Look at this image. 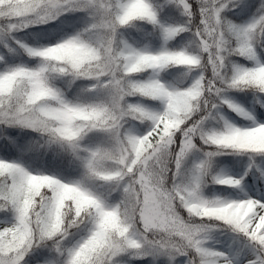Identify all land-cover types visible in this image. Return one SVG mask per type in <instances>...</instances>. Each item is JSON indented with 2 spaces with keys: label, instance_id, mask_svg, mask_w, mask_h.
<instances>
[{
  "label": "snow or ice",
  "instance_id": "snow-or-ice-1",
  "mask_svg": "<svg viewBox=\"0 0 264 264\" xmlns=\"http://www.w3.org/2000/svg\"><path fill=\"white\" fill-rule=\"evenodd\" d=\"M170 5L178 6L182 23L162 22ZM253 7L251 22L243 26L225 15ZM75 12L87 17L75 34L35 47L13 36ZM137 22L159 28L165 41L190 33L189 45L158 52L133 47L122 39L121 29ZM0 38L38 59L36 67L10 65L6 53L0 54V140L8 142L3 147L17 146L9 128L29 129L46 137L47 144L71 150L84 168L81 180L62 182L0 159V212L12 216L0 227V264H26L29 253L49 243L59 264H119L117 257L125 254L165 257L169 264L179 257L184 264H234L228 253L205 246L206 220L247 240L251 258L246 264H264V201L201 195L212 157L224 150L250 154V159L264 156V123L242 129L224 121L223 131L204 130L209 118L223 119V106L254 119L225 93L264 94V63L257 53L264 51V0H0ZM4 47L14 51L7 43ZM233 56L254 66L237 64ZM177 66H186L185 76L195 73L183 90L160 79L161 72ZM143 73L148 78L138 79ZM57 78L90 81L84 94L95 99H67L54 84ZM136 96L161 107L130 103L128 98ZM129 120L148 122L146 132H129ZM91 133L105 135L109 143L83 146ZM197 137L216 151L205 153L189 181H178ZM258 171L264 179V171ZM242 179L216 177L214 182L235 186ZM89 181L103 182L105 193L90 190ZM117 190L121 199L109 204L108 195Z\"/></svg>",
  "mask_w": 264,
  "mask_h": 264
},
{
  "label": "trees",
  "instance_id": "trees-1",
  "mask_svg": "<svg viewBox=\"0 0 264 264\" xmlns=\"http://www.w3.org/2000/svg\"><path fill=\"white\" fill-rule=\"evenodd\" d=\"M248 2L252 3L253 0H248ZM258 2L259 0H255V3ZM168 11L170 14L165 17L167 24H180L185 20V17L182 16L177 5H170ZM254 12L255 7L244 12H241L240 8H235L231 11H227L225 15L236 24L243 26L248 22H251ZM86 24L87 17L84 13H66L57 20L50 21L49 23L30 26L23 31L15 32L13 33V36L16 40H20L24 44L35 47L40 43H48L49 40L58 38L59 35L64 33H68L67 35L75 34V32L81 31ZM144 24L150 28V34H147V28L142 26V22H137L135 26L123 28L125 34L122 35V39L133 47L138 49L146 48L152 52H158L164 48L169 50H180L181 48L189 45L191 38L190 33H182L170 41H165L158 28H154L150 24ZM3 50L6 53L8 63H12L20 58L26 60V63L29 64L30 67L32 66V63L37 60V58L27 56V54H25L19 46L18 49L12 52H8L5 47ZM257 53L258 59L264 63V51L257 49ZM232 60L237 64L247 67H252L254 63V61H250L241 56H233ZM3 67L4 65L0 64V68ZM185 70L186 66L169 67L160 73V79L167 85H172L174 88L183 90L190 86L192 83V76L195 75L193 73H189L185 76ZM148 76L149 73H143L137 78L147 79ZM89 82L90 81L87 80L71 81L68 78H57L54 81L55 84H58V86L64 90L70 100L82 99L91 101L94 100L95 97L84 94V89L90 86L88 84ZM229 91L237 96V98H229V100L238 104L240 107L248 105L250 110L255 111L254 117L258 118V122L255 119L250 120L237 114L227 106L224 107L227 111H229L233 118L226 119L223 116L224 121L242 129L258 123H264V106H262L264 105V94L255 92L251 89H231ZM128 100L130 103H140L152 110H159L161 107L159 101L143 99L139 96L129 97ZM257 101H259V103ZM147 123L148 122L140 123L138 121L129 120L128 123L125 124V128L132 134L143 135L147 130ZM223 130L224 122L218 123V127L212 131ZM212 131L205 129V132ZM7 132L10 137L15 139L17 146L13 147L12 145H8L7 150H5L3 146L8 142L0 140V159H6L7 157L9 161L19 163L27 170V165L31 164L33 167L39 168L37 174L53 175L56 178L61 179L62 182L78 181L84 177V168L81 161L77 159L71 150L66 147H61L59 144L49 145L46 143V137H42L39 133L33 132L29 129L9 128ZM195 140L198 144H200V146L206 148L207 152L216 151L215 146L202 144L198 137ZM107 143H109L108 138L101 133H91L82 141V145L86 147H95ZM224 151L226 154L216 155L211 158L208 173L203 178L205 187H209L211 184H215L219 187L222 186V183L214 182V178H224L223 171L228 169V167L232 168L233 165H237L239 162H241L246 169L244 173L236 179L239 180L245 176L246 179L252 180V173L255 172L259 184L262 185L257 164L259 161L264 160V156L255 155L250 159V154L247 153H237L235 150ZM18 152L21 155H16ZM86 184L90 190L101 195L105 193L107 188V186L100 181H89L86 182ZM120 199L121 193L117 190L108 195L107 202L109 204H115ZM181 211L184 214H187L185 210L181 209ZM11 220V214L0 212V227H3L5 223H10ZM206 221L217 222L215 220ZM223 228L226 229L225 227ZM80 235H83V233ZM80 235L70 237L69 241L74 243L75 240L80 238ZM65 243L69 242L66 241ZM184 259V257L177 258L175 264H184ZM117 260L119 261V264H169V261L165 257L153 258L149 256L145 259H131L127 254L117 257ZM25 261L26 264H59L55 252L50 250V243L49 247L36 248L34 251L29 253V255L25 257Z\"/></svg>",
  "mask_w": 264,
  "mask_h": 264
},
{
  "label": "rangeland",
  "instance_id": "rangeland-1",
  "mask_svg": "<svg viewBox=\"0 0 264 264\" xmlns=\"http://www.w3.org/2000/svg\"><path fill=\"white\" fill-rule=\"evenodd\" d=\"M161 19H162V22L165 24L166 21L164 20V16H162ZM0 41L7 43L8 45H10L12 42L11 39L5 40L3 38H0ZM41 45H43V43ZM13 46L15 47L14 44ZM0 52H1V48H0ZM16 64H25L29 66V64H27L26 61L23 62L22 59H18ZM37 64H38V59L35 60L32 63V66L30 67H36ZM10 65H15V64H10ZM55 85L57 86V84ZM168 86L172 87V85H168ZM243 109L245 110L246 108L244 107ZM219 111L224 116L228 118L231 117L228 114V112H225L223 109L220 108ZM195 118H198V117H195ZM217 121H218V118L216 119L209 118L205 122L204 130L207 129V127H209L208 128L209 131H211V128H216ZM203 152H200L196 148L194 150H191L186 155L183 165H182V176L177 178L178 181L183 180L184 182H187L191 179L195 171L196 165L199 164L205 158V153L207 151H205L204 153ZM16 155H21V154L18 152ZM5 160H8V158L6 157ZM243 167L244 166L241 164V162H239L237 165H233L232 168L228 167V169L223 171V175L226 176L227 178H236L244 172ZM258 167L260 171H264V161H259ZM27 168L30 172L37 174L36 173L37 167L34 168L31 164H28ZM255 175H256L255 173L252 174V177H253L252 182H248V180L244 176V178L242 179V182L239 184L238 191L233 189L230 185H226V184H224L223 187H217L215 185H211L208 188H206L203 185L204 183L202 181L201 195L203 198H206V199L221 198V199H227V200H244L247 198H253L256 200L264 201V189H260L258 187V183H257V179L255 178ZM205 222L210 226V231L207 233V242L205 246L210 249H215L220 252L228 253L230 258L233 260L234 264H246V260L251 258L250 257V246L248 245L246 240H244L243 238H238L237 237L238 235L235 233H232L230 231L226 232V230L223 229L221 226H218L219 224L217 223H214L212 221H205Z\"/></svg>",
  "mask_w": 264,
  "mask_h": 264
}]
</instances>
